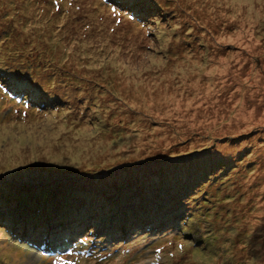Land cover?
<instances>
[{"label":"rangeland","instance_id":"374dc122","mask_svg":"<svg viewBox=\"0 0 264 264\" xmlns=\"http://www.w3.org/2000/svg\"><path fill=\"white\" fill-rule=\"evenodd\" d=\"M58 258L264 264V0H0V264Z\"/></svg>","mask_w":264,"mask_h":264},{"label":"snow or ice","instance_id":"6c2138e0","mask_svg":"<svg viewBox=\"0 0 264 264\" xmlns=\"http://www.w3.org/2000/svg\"><path fill=\"white\" fill-rule=\"evenodd\" d=\"M57 264H73L72 261H64L63 258H58Z\"/></svg>","mask_w":264,"mask_h":264},{"label":"trees","instance_id":"16d2710c","mask_svg":"<svg viewBox=\"0 0 264 264\" xmlns=\"http://www.w3.org/2000/svg\"><path fill=\"white\" fill-rule=\"evenodd\" d=\"M48 233V232H47ZM68 245V244H67Z\"/></svg>","mask_w":264,"mask_h":264}]
</instances>
